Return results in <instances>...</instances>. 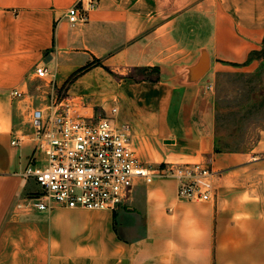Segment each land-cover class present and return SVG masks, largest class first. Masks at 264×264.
Returning <instances> with one entry per match:
<instances>
[{"label": "crops", "instance_id": "crops-1", "mask_svg": "<svg viewBox=\"0 0 264 264\" xmlns=\"http://www.w3.org/2000/svg\"><path fill=\"white\" fill-rule=\"evenodd\" d=\"M263 47L264 0H0V264H264V131L248 153L217 151L208 88ZM60 96L103 110L144 164L204 161L213 198L159 179L115 211L17 207L38 191L20 116Z\"/></svg>", "mask_w": 264, "mask_h": 264}, {"label": "built area", "instance_id": "built-area-1", "mask_svg": "<svg viewBox=\"0 0 264 264\" xmlns=\"http://www.w3.org/2000/svg\"><path fill=\"white\" fill-rule=\"evenodd\" d=\"M67 19L77 25L85 23L87 15L71 7ZM46 73L45 68L35 69L39 79ZM13 95L20 97L16 92ZM81 111L82 103L66 96L32 108L30 139L35 149L23 177L31 179L38 191L28 194L17 207L38 212L55 207L115 211L126 203L136 183L159 179L175 181L181 201L205 203L213 198V179L218 172L204 161L144 164L124 128L116 127L111 117L95 119Z\"/></svg>", "mask_w": 264, "mask_h": 264}, {"label": "rangeland", "instance_id": "rangeland-1", "mask_svg": "<svg viewBox=\"0 0 264 264\" xmlns=\"http://www.w3.org/2000/svg\"><path fill=\"white\" fill-rule=\"evenodd\" d=\"M254 55L257 64L252 71H224L209 81L217 151L248 153L264 131V47ZM94 110L95 119L104 117L103 110ZM29 112L21 114L22 126H30Z\"/></svg>", "mask_w": 264, "mask_h": 264}, {"label": "trees", "instance_id": "trees-1", "mask_svg": "<svg viewBox=\"0 0 264 264\" xmlns=\"http://www.w3.org/2000/svg\"><path fill=\"white\" fill-rule=\"evenodd\" d=\"M255 54V53H254Z\"/></svg>", "mask_w": 264, "mask_h": 264}]
</instances>
